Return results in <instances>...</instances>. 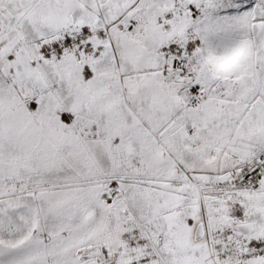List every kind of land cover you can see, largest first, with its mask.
I'll use <instances>...</instances> for the list:
<instances>
[{"label":"snow or ice","instance_id":"snow-or-ice-1","mask_svg":"<svg viewBox=\"0 0 264 264\" xmlns=\"http://www.w3.org/2000/svg\"><path fill=\"white\" fill-rule=\"evenodd\" d=\"M0 264H264V0H0Z\"/></svg>","mask_w":264,"mask_h":264}]
</instances>
